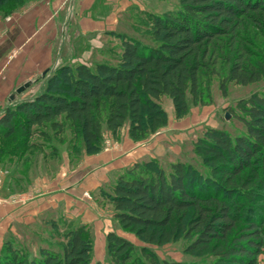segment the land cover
I'll return each instance as SVG.
<instances>
[{
	"label": "trees",
	"instance_id": "trees-1",
	"mask_svg": "<svg viewBox=\"0 0 264 264\" xmlns=\"http://www.w3.org/2000/svg\"><path fill=\"white\" fill-rule=\"evenodd\" d=\"M11 2L0 0V6ZM177 2L173 10L149 13L152 43L111 31L120 40L112 59L63 62L34 96L7 106L0 114V162L34 157L37 163L47 148L59 157L53 141L62 143L68 134L74 141L70 155L74 147L95 154L102 149L104 130L115 135L125 124L132 139H145L169 123L164 96L177 117L187 113L189 96L202 100L201 76L215 71V57L229 63L219 80L224 92L230 81L246 85L264 77L260 50L258 60L240 62L230 46L244 19L264 16V0ZM237 107L242 133L208 128L194 142L204 172L182 160L165 168L153 157L125 167L111 191L102 193L119 226L142 242L137 246L109 231L106 251L114 264L256 263L264 250V93L240 99ZM46 223L58 231L61 244L43 243L32 254L7 235L0 264L91 263L94 238L88 223L66 224L62 232L56 219ZM180 239L185 251L202 261L164 259L151 247Z\"/></svg>",
	"mask_w": 264,
	"mask_h": 264
},
{
	"label": "rangeland",
	"instance_id": "rangeland-1",
	"mask_svg": "<svg viewBox=\"0 0 264 264\" xmlns=\"http://www.w3.org/2000/svg\"><path fill=\"white\" fill-rule=\"evenodd\" d=\"M77 4L78 0H12L9 6H0V114L7 106L34 96L45 84L49 73L59 64L76 61L93 64L112 59L113 52L119 50L120 40L111 34V31L82 32L77 21ZM177 6V0H131L119 12V23L115 31L127 33L145 43H152L147 29L149 13H163ZM109 8L105 0H95L91 13L94 16L100 13L106 15ZM230 41L233 48L231 56L240 62L258 60L259 50L264 57V16L254 14L244 19ZM214 62L212 68L215 71L201 76L202 100L194 101L189 96V109L185 115L177 117L171 99L164 96L161 102L169 114V123L165 127L142 140H134L129 136L128 124L115 135L105 129L101 150L114 143L123 142L128 137L135 142L155 140V148L151 149L150 153H144L136 161L155 157L161 165L168 168L171 162L182 160L191 162L204 172L201 158L193 148L197 138L208 128L222 129L232 136L242 133L245 127L239 118L241 112L237 107L238 101L254 92L264 93V77L246 85L230 81L224 92L219 80L228 69L229 63L218 57L214 58ZM26 81H30V84L21 92H16V88ZM226 113L230 114L229 119H226ZM15 140L16 138L10 145ZM53 142L59 148V157L53 156L47 148L46 158L40 154L37 163L34 157H24L20 163L16 162V158L9 161L5 157V160L0 162V177L6 178L5 184L9 185L13 192L22 189L25 184L28 185L34 176L51 177L60 173L66 158L72 169L82 161L85 154L82 150L79 152L78 147H74L71 155L69 153V144L74 142L70 140L69 134L64 142L60 143L57 139ZM19 152L20 150L17 151L18 154ZM78 152L80 156L76 155ZM125 167L109 172L108 177L96 188L86 189L90 197L83 193L81 196L76 194L75 198L72 197L73 203L67 205L69 210L60 205L57 212L52 215L45 214L40 221L16 222L7 235H10L15 244L25 246L34 254L43 243L59 245L62 242L57 238L58 231L53 230L46 220L56 219L59 222V232L64 230L66 224L85 222L88 223L94 238L93 259L90 264L98 261L101 264H114L106 251L105 236L109 231H115L137 246L142 244L134 233L119 226L112 204L104 194L102 195L111 191L117 175ZM20 177L26 178V182L18 185L17 179ZM59 183L61 185L62 180ZM87 209L90 214L93 212L92 220H84ZM185 246L183 239L161 246L151 245L164 259L181 262L202 261L203 257L186 252ZM255 264H264V250Z\"/></svg>",
	"mask_w": 264,
	"mask_h": 264
},
{
	"label": "crops",
	"instance_id": "crops-1",
	"mask_svg": "<svg viewBox=\"0 0 264 264\" xmlns=\"http://www.w3.org/2000/svg\"><path fill=\"white\" fill-rule=\"evenodd\" d=\"M94 2L95 0H78L77 21L83 33L115 31L119 23V12L131 0H105V4L110 6L106 15L100 13L95 16L91 13ZM155 144V140L135 142L128 137L123 142L107 146L98 153L85 154L82 161L73 169L66 158L60 173L51 177L34 176L28 185H23L22 189L15 192L5 184L6 178L0 177V250L16 222L40 221L45 214L52 215L60 205L66 206L69 210L67 205L73 203L72 197L75 198L76 194L81 196L86 189L96 188L108 177L109 172L135 162L146 152L150 153ZM18 181V185H21L26 182V178L20 177ZM84 217V220H92L93 212L90 214L87 209Z\"/></svg>",
	"mask_w": 264,
	"mask_h": 264
},
{
	"label": "water",
	"instance_id": "water-1",
	"mask_svg": "<svg viewBox=\"0 0 264 264\" xmlns=\"http://www.w3.org/2000/svg\"><path fill=\"white\" fill-rule=\"evenodd\" d=\"M30 84V81H26L24 84L20 85L19 87L16 88V92H21L24 88H26ZM226 119L230 118V114L226 113Z\"/></svg>",
	"mask_w": 264,
	"mask_h": 264
},
{
	"label": "built area",
	"instance_id": "built-area-1",
	"mask_svg": "<svg viewBox=\"0 0 264 264\" xmlns=\"http://www.w3.org/2000/svg\"><path fill=\"white\" fill-rule=\"evenodd\" d=\"M84 194L87 195V196H89V193H88V192H85ZM89 197H90V196H89Z\"/></svg>",
	"mask_w": 264,
	"mask_h": 264
}]
</instances>
